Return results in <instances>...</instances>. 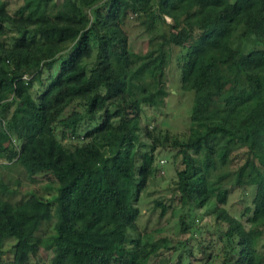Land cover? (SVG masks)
Returning <instances> with one entry per match:
<instances>
[{"label":"trees","instance_id":"obj_1","mask_svg":"<svg viewBox=\"0 0 264 264\" xmlns=\"http://www.w3.org/2000/svg\"><path fill=\"white\" fill-rule=\"evenodd\" d=\"M71 2L76 13L57 17L49 0L14 9L0 0V166L57 184L52 199L13 201L1 195L21 181L0 173V264H149L160 241L142 238L139 200L160 172L154 148L167 136L143 126L142 112L164 104L172 47L181 50V88L193 95V124L174 138V156L199 155L209 173L240 148L243 162L217 186L223 197L232 187L253 193L244 219L217 206L225 244L215 254L222 264H264V0ZM129 15L151 35L145 53L130 48ZM186 173L177 171L181 191ZM212 183H193L191 198L206 204ZM51 220L45 244L38 232ZM159 244L178 248L165 237Z\"/></svg>","mask_w":264,"mask_h":264},{"label":"rangeland","instance_id":"obj_2","mask_svg":"<svg viewBox=\"0 0 264 264\" xmlns=\"http://www.w3.org/2000/svg\"><path fill=\"white\" fill-rule=\"evenodd\" d=\"M23 1L8 0V7L17 8ZM136 8L133 6V9ZM49 12L52 16L67 17L76 13V7L71 0H49ZM110 23L113 24L114 22L110 21ZM123 29L129 37L130 48L134 51L145 53L152 47L151 35L134 16L129 15ZM169 52L170 59L166 67L165 77L167 95L164 97V104L159 107L148 104L143 106L142 125L153 130L155 134L166 135L167 146L154 148L156 163L160 167V172L154 176L141 194L139 200L141 209L138 220L139 232L145 240L155 243L160 241L159 243H161V238L165 237L171 246H178V248L175 246L173 250L165 251L158 248L159 243L156 244L155 256L149 264H186L188 259L191 264H222V256L216 255L219 248L225 244L216 221L217 206L225 207L230 214L244 219L241 217L242 211L250 204L253 193L251 188L246 190L240 187H232L226 192V197H223V190L217 186L218 179L224 177V180H227L224 174L232 172L243 162L242 149L240 148L231 154L228 165L219 166L216 170H211L210 174L205 171L202 158L199 155L191 154V158L187 162L182 155L174 156L176 152V148L172 149L174 138H185L193 124L190 118L193 95L181 88L180 73L176 66L181 50L178 47H172ZM141 143L149 145L151 140L142 138ZM144 150H146L144 145L139 146V152ZM18 167L19 165H16L13 170L9 171L0 166V173L5 176L4 180L7 183L13 184L17 179L21 181L19 186L15 185L9 192L2 193V197L18 201L35 192L44 195V197L53 198L57 187L54 180L47 176H40L37 180L31 181L24 176ZM178 170L187 172L186 183L188 186H186L185 191L179 189ZM200 182L208 185L212 182L215 183L211 192V199L204 205L199 204L196 199L190 196L191 185ZM157 200L167 207L164 215H161V207L156 205ZM53 227L54 220H51L44 223L38 232L44 237L45 244L49 235L53 233ZM220 227L224 229L225 226L223 224ZM185 241L187 245L184 246L183 244L182 246V243H186ZM11 244L12 241L7 242L6 248H9ZM200 245H203L206 251L204 255L199 251ZM187 249L191 250L190 253ZM180 253H182L181 262L178 261ZM51 255L52 251L47 250L45 245L41 247L40 256L42 259L48 260ZM202 257L205 258L201 259Z\"/></svg>","mask_w":264,"mask_h":264}]
</instances>
